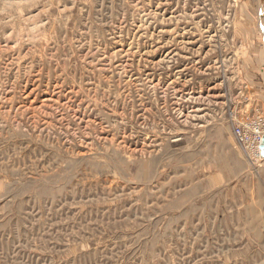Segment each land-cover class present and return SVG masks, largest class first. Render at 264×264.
Instances as JSON below:
<instances>
[{"label":"rangeland","instance_id":"obj_1","mask_svg":"<svg viewBox=\"0 0 264 264\" xmlns=\"http://www.w3.org/2000/svg\"><path fill=\"white\" fill-rule=\"evenodd\" d=\"M264 0H0V264H264Z\"/></svg>","mask_w":264,"mask_h":264},{"label":"built area","instance_id":"obj_2","mask_svg":"<svg viewBox=\"0 0 264 264\" xmlns=\"http://www.w3.org/2000/svg\"><path fill=\"white\" fill-rule=\"evenodd\" d=\"M232 133L239 146L251 160L263 159L260 148L264 136V115L262 113H255L248 120L235 121Z\"/></svg>","mask_w":264,"mask_h":264},{"label":"water","instance_id":"obj_3","mask_svg":"<svg viewBox=\"0 0 264 264\" xmlns=\"http://www.w3.org/2000/svg\"><path fill=\"white\" fill-rule=\"evenodd\" d=\"M260 148L262 150V156L264 157V136L262 138V144H261Z\"/></svg>","mask_w":264,"mask_h":264},{"label":"bare ground","instance_id":"obj_4","mask_svg":"<svg viewBox=\"0 0 264 264\" xmlns=\"http://www.w3.org/2000/svg\"><path fill=\"white\" fill-rule=\"evenodd\" d=\"M263 159H264V157H263Z\"/></svg>","mask_w":264,"mask_h":264}]
</instances>
